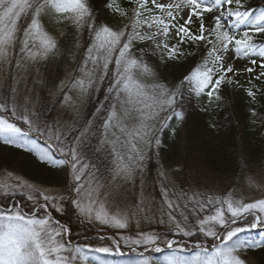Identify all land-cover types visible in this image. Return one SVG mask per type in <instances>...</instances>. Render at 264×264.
<instances>
[{
  "label": "snow or ice",
  "instance_id": "6c2138e0",
  "mask_svg": "<svg viewBox=\"0 0 264 264\" xmlns=\"http://www.w3.org/2000/svg\"><path fill=\"white\" fill-rule=\"evenodd\" d=\"M95 2L0 0V62L9 68L59 55L56 24L72 25L83 40L76 46L84 49L80 75L67 86L61 81L59 95L53 85L48 97L33 101L34 86L47 87L44 81L8 77L0 100V147L28 155L36 169L63 174L65 182L56 194L19 177L0 186V264H106L97 254L119 253L122 247L141 249V264H250L249 252L264 250V239L241 235L264 228V198L243 202L231 192L203 199L181 195L163 165L153 194L144 189V174L185 122L192 99L206 97L200 111H208L221 99L223 85L239 83L229 76L242 74L237 61L264 83V8L250 10L246 0H127L129 13L117 0H105L116 21L110 24L96 15ZM184 44L197 46L196 66L179 82L162 80L151 57L159 53L161 63L181 61L193 55L181 48ZM254 87L247 89L253 99ZM85 101L92 105L86 115ZM49 105L73 119L50 120ZM251 114L255 117V110ZM49 209L68 222L54 219ZM72 216L86 224L131 229V234H98L95 240L86 234L77 242ZM165 251L162 260L152 258L151 253Z\"/></svg>",
  "mask_w": 264,
  "mask_h": 264
},
{
  "label": "rangeland",
  "instance_id": "374dc122",
  "mask_svg": "<svg viewBox=\"0 0 264 264\" xmlns=\"http://www.w3.org/2000/svg\"><path fill=\"white\" fill-rule=\"evenodd\" d=\"M117 2L131 13V7H129L127 0H117ZM160 2L178 3L179 0H160ZM254 2H259V0H254ZM95 10L96 15L102 21L110 22V24L116 23L115 20L111 19L105 7V0H96ZM180 22L183 23V20L181 19ZM210 25V17L205 14V26L209 27ZM191 27L195 31L198 22ZM54 32L56 39L61 44L60 54L50 58L49 61L28 62L19 69L16 67L9 68L6 63L0 62V100L5 98L3 93L7 91L10 83L9 75L19 76L23 74L29 80L44 81L47 87L44 85L34 86L31 94L33 101L41 96L48 97L49 90L53 89V85L56 86V95H59L58 89L61 81L67 86L72 82L73 77L80 75L78 66L82 63L81 58L84 49L78 48L76 45L77 41L83 43L82 38L75 33L73 26L68 23L54 25ZM169 42L175 43L176 40L173 38ZM181 48L185 52L193 53L185 44L181 45ZM196 52V54L193 53L181 61H168L166 63L159 61V53H157L156 56L151 57V66L162 80L179 82L196 66L194 61L200 57L198 48ZM235 66L242 74L233 76L230 73L229 76L233 80H238L239 83L223 85L220 91L221 99L213 101L208 111H200V107L207 106L206 97L200 100L192 99L190 104L186 105V119L179 127L177 141L168 143L170 146L167 148L165 147L166 141L159 162L156 161L155 157L148 162L144 174L146 192H153V194L158 192L157 171L160 165H163L169 180L175 184L177 193L181 195L186 194L188 197L203 199L207 195L220 196L226 192H231L234 199H240L243 202L264 198V120H260L256 116V120L252 121L253 125H250L251 120L247 119L248 111L241 105L240 100L242 99L238 97L242 92L247 94V89L252 87V84H255L256 87L253 88V91H256L262 88L263 83L255 81L253 79L254 74L244 72L245 64L243 61H237ZM249 80H252V84L249 83ZM69 95L73 97L75 103L80 102L75 91L69 92ZM259 96L262 98L261 101H264V91L259 93ZM231 101L234 102L233 105H230ZM233 106L234 108H231ZM49 107L50 120L63 118L71 121L73 119L72 115L65 111L58 108L52 111V105ZM91 107L92 105L85 101L82 106V113L86 115ZM232 109H235V113L232 112ZM230 111L232 113L231 118L228 115ZM210 119L214 121H210ZM247 125L253 128L248 136L247 133H244V130L249 131ZM32 138L37 139L41 144L44 143L35 134H32ZM242 160L247 161L246 166L241 165ZM173 173H178V175L174 176ZM16 177L39 186L46 194H56L62 191L65 182L63 174H46L33 166L32 158L22 154H13L8 149L0 147V186L13 183ZM156 199L159 201V196ZM181 202L185 201L182 200ZM49 214L54 219H58L52 209H49ZM88 225L91 229V235L88 238L90 240H95L98 234L111 237L115 232L117 238L120 234H131V229L115 230L98 222ZM147 227L144 225L145 229ZM152 230L163 232L164 227L152 225ZM250 231H254L253 235L262 236L264 239V228L258 227ZM246 236L250 237L248 233H245L241 235V238L244 239ZM135 251L140 252L141 249L122 248L119 253L108 255H121L125 252L126 254L122 256H129ZM162 253L168 254L167 251ZM97 255L102 259V254ZM248 255L251 257L250 264H264L263 252L252 251ZM163 257L152 256L156 260H162ZM141 261L142 257L136 260V264H141Z\"/></svg>",
  "mask_w": 264,
  "mask_h": 264
},
{
  "label": "trees",
  "instance_id": "16d2710c",
  "mask_svg": "<svg viewBox=\"0 0 264 264\" xmlns=\"http://www.w3.org/2000/svg\"><path fill=\"white\" fill-rule=\"evenodd\" d=\"M246 2L248 4H251L252 6V9L250 10H259L260 8H264V0H259V2H254V0H246ZM179 23L180 20H179ZM68 38V37H67ZM185 46H187L190 50L189 51H193V53H197V46L196 45H193V44H185ZM261 87L263 88H260L259 91H254L256 92V96H255V99L249 97L246 92H242L240 95H238L239 98H241L242 100H240L242 102V106L248 111L247 112V115H248V118L247 119H250L251 121V124L250 125H253L252 124V121L253 120H256V116L260 118V120H264V101H261V97L259 96V93L261 94L262 91H264V83L261 85ZM242 95V96H241ZM227 103V102H226ZM234 102L231 101L230 102V105H233ZM229 105V106H230ZM228 106V104H227ZM231 108H234L231 107ZM235 109H232V112H234ZM255 110L256 112V116H252V111ZM228 114V113H227ZM229 117L232 116V113L231 111L229 112ZM231 118V117H230ZM210 121H214L213 119H210ZM247 121V120H246ZM249 122V121H248ZM211 123V122H210ZM249 127V131L247 130H244V133L246 134L247 133V136H248V133H251V131H253V128H251L249 125H247ZM178 132H179V127L177 129V134L174 136V137H169L167 139V144H166V148L168 146H170L168 143H171V142H174V141H177L178 139ZM3 148H6L8 149L10 152H12L13 154H21L20 151L16 150V149H13L11 148L10 146L8 147H3ZM23 155V154H22ZM26 157L30 158L28 155H25ZM23 203L24 204H27L28 208H31L32 206L30 205V203L26 200H23ZM27 209V208H26ZM54 211V210H53ZM55 213V211H54ZM56 214V217L58 219H61V222L63 223H67L68 222V218L65 216V217H61V214H58V213H55ZM71 225H72V235L74 237H76L77 240H83L85 235L87 234V237L90 238V232H91V229L89 227L88 224L80 221V220H77L75 216H72L71 217ZM248 236L252 237H247V239H255V240H260V239H263L262 236H256V235H253L254 231H248ZM246 233V234H247ZM124 249H128L127 247H122ZM256 253H260V252H263L264 253V250H255ZM147 255V253H146ZM152 256H155V257H163L165 254L163 253H151ZM138 258H141L140 256V252H134L133 254L129 255V256H122V255H103L102 254V260H104L106 262V264H136V260Z\"/></svg>",
  "mask_w": 264,
  "mask_h": 264
}]
</instances>
